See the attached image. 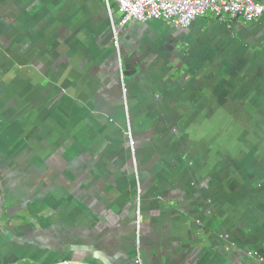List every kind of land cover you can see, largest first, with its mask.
Wrapping results in <instances>:
<instances>
[{
	"label": "crops",
	"instance_id": "crops-1",
	"mask_svg": "<svg viewBox=\"0 0 264 264\" xmlns=\"http://www.w3.org/2000/svg\"><path fill=\"white\" fill-rule=\"evenodd\" d=\"M122 19L0 0V264H264V15Z\"/></svg>",
	"mask_w": 264,
	"mask_h": 264
},
{
	"label": "built area",
	"instance_id": "built-area-1",
	"mask_svg": "<svg viewBox=\"0 0 264 264\" xmlns=\"http://www.w3.org/2000/svg\"><path fill=\"white\" fill-rule=\"evenodd\" d=\"M107 4H116L123 19L120 26L128 23H147L160 21L174 28H189L191 24L201 17L213 15L217 18L235 20L242 18L245 22H257L264 15V0H103ZM114 46L119 48L118 34L114 33ZM120 81L122 85L125 113L128 116L127 99L128 89L122 66L120 67ZM131 148L135 141L129 129L127 133ZM136 249L140 247V233L142 228V192L138 188L136 200ZM250 258L264 262V257L259 252H248ZM139 258V256L137 257ZM140 260V259H139Z\"/></svg>",
	"mask_w": 264,
	"mask_h": 264
},
{
	"label": "water",
	"instance_id": "water-1",
	"mask_svg": "<svg viewBox=\"0 0 264 264\" xmlns=\"http://www.w3.org/2000/svg\"><path fill=\"white\" fill-rule=\"evenodd\" d=\"M113 5V4H112ZM239 18H236L235 20L237 21Z\"/></svg>",
	"mask_w": 264,
	"mask_h": 264
}]
</instances>
